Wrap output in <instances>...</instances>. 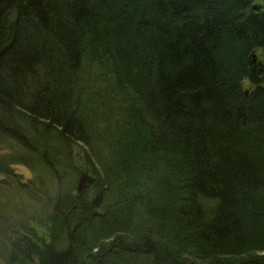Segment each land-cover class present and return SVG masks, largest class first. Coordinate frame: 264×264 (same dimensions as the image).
<instances>
[{
    "label": "trees",
    "instance_id": "trees-1",
    "mask_svg": "<svg viewBox=\"0 0 264 264\" xmlns=\"http://www.w3.org/2000/svg\"><path fill=\"white\" fill-rule=\"evenodd\" d=\"M255 1L0 0V264H264Z\"/></svg>",
    "mask_w": 264,
    "mask_h": 264
},
{
    "label": "rangeland",
    "instance_id": "rangeland-1",
    "mask_svg": "<svg viewBox=\"0 0 264 264\" xmlns=\"http://www.w3.org/2000/svg\"><path fill=\"white\" fill-rule=\"evenodd\" d=\"M254 10H264V0H256L254 2ZM252 64L254 65H262L264 66V50L262 49H255L251 55ZM264 87V82L261 85ZM241 89L245 93H249L255 89V86L251 85L250 82L247 79H244L241 83ZM15 174H17V179L21 180L23 183L33 179L32 172L23 165H14L12 166ZM88 173L84 172L82 173L81 180L79 182V191L82 189L83 185L85 184V180L87 179ZM10 182V181H8ZM16 183V182H15ZM0 200L5 203L8 209L13 208L16 206V204L20 205H29L27 197L24 195V193L20 192L13 182L10 186L5 183L4 185V191L3 196H1ZM27 207V206H26ZM23 208V206H22ZM25 208V207H24ZM23 208V209H24ZM250 232L252 233L251 239L253 240L255 238V234L252 231V226H249ZM47 235V234H46Z\"/></svg>",
    "mask_w": 264,
    "mask_h": 264
}]
</instances>
